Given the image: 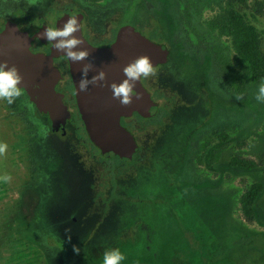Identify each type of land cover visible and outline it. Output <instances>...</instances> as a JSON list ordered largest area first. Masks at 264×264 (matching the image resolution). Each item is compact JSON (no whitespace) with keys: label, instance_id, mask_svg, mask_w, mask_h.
<instances>
[{"label":"rangeland","instance_id":"obj_1","mask_svg":"<svg viewBox=\"0 0 264 264\" xmlns=\"http://www.w3.org/2000/svg\"><path fill=\"white\" fill-rule=\"evenodd\" d=\"M32 1L46 9L95 7L110 15L113 28L118 22L130 27L129 17H120L128 5L141 14L143 4L152 5L156 16L147 13L145 21L164 31L169 48L180 50L193 65L170 71L172 80L161 67L147 78L154 80L149 89L164 112L155 121L138 120L133 131L140 151L122 169L124 182L117 191L132 197L118 203L132 204L128 215L121 217L115 212L117 203L107 199L110 176L105 166L99 188L103 201L88 205L80 233L53 234L47 227L51 218L36 208L38 194L50 189L40 165L47 157L32 150V122L20 101L0 99V143L8 145L0 156V176H11L8 183L0 182V264H102L104 251L113 248L125 255L121 264H264V194L254 221L244 218L239 203L250 184L264 183V103L255 99L264 80L247 83L243 94L231 91L215 62L218 52L233 56L230 40L208 27L230 2L255 25L264 52V0ZM140 32L149 36L146 30ZM183 73L192 87L205 88L211 108L182 101L175 82ZM221 133L229 138L218 160L198 163L205 139L219 145ZM81 152L90 163L87 152ZM233 157L252 161L257 168L231 167ZM240 239L245 243L235 245ZM63 241L83 246L67 243L61 248Z\"/></svg>","mask_w":264,"mask_h":264},{"label":"flooded vegetation","instance_id":"obj_2","mask_svg":"<svg viewBox=\"0 0 264 264\" xmlns=\"http://www.w3.org/2000/svg\"><path fill=\"white\" fill-rule=\"evenodd\" d=\"M142 7L145 11L143 14L139 13V10L137 11L133 7L131 9L128 5L127 9L121 12L120 17L126 14L131 21L130 27H135L140 31L146 30L149 34L147 38L166 47L168 51L166 61L155 67L163 68V73H167L169 77L170 71H175V69L177 71L181 69L182 71L185 67L192 68V62L185 59V56L180 50L176 49L177 51H173L169 48L168 45L170 41L165 38L164 31L153 28L151 24L145 21L147 13L153 12L156 16L154 6L151 5L152 8H149L143 4ZM72 9L81 12L82 35L93 46L101 47L111 44L116 37L117 30L122 26L126 27V25H117L120 22H118L114 28L113 26L110 27L109 24L112 22L110 15H104L101 13L100 9L95 7L87 8L86 11L74 5L65 8L50 7L46 9L45 4L39 5L32 0H0V30L4 28L7 22H13L18 30L28 35L29 50L31 53L51 58L52 66L58 73V78L54 86L55 91L62 95V102L70 113L69 117L66 118L63 123L53 124L48 114L39 112L35 105L30 102L24 91L23 95L17 98L21 103L24 115H28L31 118V131L33 133L31 137L32 150H36V153H39V150H41L48 160L40 165L46 170L47 187L50 189L47 193L38 194L36 208L41 212L45 211L49 218H51L49 220L50 226L47 227H49V230L53 234H66L71 231L80 233L85 229V220H83V218L87 210L90 209L88 205L103 201V194L99 188L102 186V170L105 166L110 176V190L107 199L108 201L113 199V201L117 203L116 206H114L115 212L119 211V202H127L132 199L131 196H127L124 193H117L118 188L121 187L124 182L122 179V175L124 174L122 173V169L131 164L134 155L140 151V145L133 133L138 127L137 121L151 119L144 117H142L143 119H139L135 116V114L139 115L137 112L127 117L121 116L120 122L126 124L128 129L125 125L121 124L132 133L138 146V150L133 155L130 162H124L120 158L121 161L116 162L117 160L115 157L117 156L112 158L104 157L99 149L91 143L85 132L77 109L74 86L70 76L67 58L62 55L52 56L54 49L52 42L47 41L43 37L41 39L36 38L46 27H55L58 17ZM200 62L204 65V61ZM216 66L218 67L217 63ZM183 74L184 75L179 79L176 78L177 82H175L180 86L182 101L189 102L200 109H207L209 106L211 108L212 104L209 102L208 96L205 93L206 91H204L205 88L199 87V84L198 86L193 85L192 87V85L189 84L190 82L185 81L183 76L186 75L185 73ZM170 78L172 80V77ZM153 81L152 77L150 80L143 77L140 79L142 87L155 101L151 95L148 84L150 82L153 83ZM162 89L163 88H160V90ZM244 92L245 90L239 94H243ZM177 96L179 97V95ZM81 148L87 152L91 160L90 163H87L83 158ZM121 206L122 203L120 204V208ZM126 208H129V206ZM127 210L128 209L125 211ZM115 215L116 213H113L112 216ZM101 222L102 220H99V223ZM102 228L104 229V227ZM92 229L94 228H89V230ZM67 243H78V245L83 246L82 243L78 241H63L61 248H64Z\"/></svg>","mask_w":264,"mask_h":264},{"label":"water","instance_id":"obj_3","mask_svg":"<svg viewBox=\"0 0 264 264\" xmlns=\"http://www.w3.org/2000/svg\"><path fill=\"white\" fill-rule=\"evenodd\" d=\"M71 16H75L80 23V31L75 33L83 41L80 48L88 49L90 55L85 61L73 63L54 48L52 56L62 55L67 58L77 109L91 143L104 157L117 156L124 162H130L138 146L132 133L121 124V116L127 117L137 112L141 117L152 118L157 114L158 104L142 87L140 80L136 82L134 88L140 99L137 100L134 96L132 104L128 106H123L118 100L113 99L109 86L113 82L118 84L125 78L123 67L136 57L148 55L155 67L166 61L168 51L164 45L150 40L137 28L125 26L117 30L111 44L93 46L82 35L80 11L72 9L65 12L58 17L55 27H62ZM0 61L17 66L23 76L20 86L23 87L30 102L39 112L48 114L53 124L63 123L69 117L70 113L62 102V95L54 88L58 73L52 66L51 58L31 53L28 35L18 30L13 22H7L0 30ZM86 63L93 64L92 70L88 73L89 79L101 70L106 73V79L103 87L90 84L86 92H81L80 69Z\"/></svg>","mask_w":264,"mask_h":264},{"label":"trees","instance_id":"obj_4","mask_svg":"<svg viewBox=\"0 0 264 264\" xmlns=\"http://www.w3.org/2000/svg\"><path fill=\"white\" fill-rule=\"evenodd\" d=\"M88 1L95 3L99 0ZM208 27L211 31H216L230 40L233 56L228 57L226 54L219 52L215 60L231 91L242 93L247 83L256 84L264 80V52L260 46V33L255 25L247 19L246 15L234 9L229 2L208 22ZM162 111L163 109L159 107L157 114L153 118L146 120L155 121L159 115L163 114ZM135 116L143 119L139 115L135 114ZM122 124L127 128L126 124ZM228 138L229 136L225 133L218 135V139L220 140L219 145L212 144L210 138H206L200 146L202 153L200 156H197V162H207L208 164L216 162L225 149ZM137 154L134 155L132 162L135 160ZM115 158L116 162L121 161L118 157ZM229 165L247 171L257 168L252 161L237 157H233ZM263 194L264 183L261 181L250 184L241 194L239 198L240 208L242 215L247 221L251 222L256 219L257 203ZM121 207H118V212H121L120 216H127L129 211L125 210H130V207L126 208L123 205ZM243 242L244 240L240 239L235 242V245L242 244Z\"/></svg>","mask_w":264,"mask_h":264},{"label":"clouds","instance_id":"obj_5","mask_svg":"<svg viewBox=\"0 0 264 264\" xmlns=\"http://www.w3.org/2000/svg\"><path fill=\"white\" fill-rule=\"evenodd\" d=\"M80 31V23L75 16L69 17L62 27H46L37 39L42 37L49 42H52L53 47L62 52L73 63H79L88 59L90 52L86 48H80L83 41L78 38L75 33ZM93 68L92 63L83 64L80 69L81 79L79 81V90L86 92L88 86H104L106 73L101 70L93 75L91 79L88 78V73ZM125 78L120 83H111L109 86L112 92L113 99L119 101L123 106L132 104L133 97L140 99L139 93L134 91L136 82L142 77L148 78L155 76L157 73L156 67L148 55H140L130 61L123 67ZM23 82V76L20 74L16 65H9L7 61H0V99L6 100L8 104H12L15 99L23 95V87L20 85ZM258 102L264 103V82L258 87V92L255 96ZM8 149L6 143H0V156H3ZM11 180L10 175L0 176V182L8 183ZM73 251L79 253V250L73 246ZM125 255L119 248L107 249L103 253L102 264H121L125 260Z\"/></svg>","mask_w":264,"mask_h":264}]
</instances>
